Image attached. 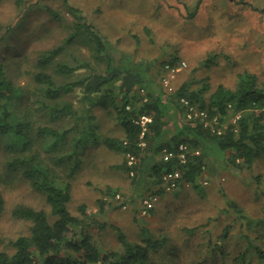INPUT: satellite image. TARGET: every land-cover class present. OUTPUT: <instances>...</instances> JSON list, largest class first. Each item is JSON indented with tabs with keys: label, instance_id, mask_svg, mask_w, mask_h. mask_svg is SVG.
Returning a JSON list of instances; mask_svg holds the SVG:
<instances>
[{
	"label": "trees",
	"instance_id": "1",
	"mask_svg": "<svg viewBox=\"0 0 264 264\" xmlns=\"http://www.w3.org/2000/svg\"><path fill=\"white\" fill-rule=\"evenodd\" d=\"M60 3L59 12L40 0H0V8L9 4L15 10L11 19H0V177L23 180L49 207L48 213L23 205L13 209L15 219L31 224L29 235L11 241L13 252H0V264H172L161 256L171 244L169 236L130 241L114 228L121 249L103 251L69 212L70 181L81 169L84 151L98 145L123 155L117 168L130 175L132 185L144 184L147 178L160 185L165 171L178 169L181 183L172 191L191 185L201 196L204 189L198 180L210 152L238 171L258 170L252 181L255 201H260L255 212L224 197L218 216L199 225L204 228L212 221L220 227L223 218L225 222L232 218L215 239L210 229L200 232L194 224L183 225L181 232L190 250L188 259L195 264H264V83L241 71L233 88L220 84L207 94L206 85L186 81L168 92L151 79L152 63L133 61L125 54L116 59L80 9L68 0ZM37 12L48 23L66 21L68 32L57 45L31 56L20 33L30 28ZM41 30L45 35L54 29ZM72 47L78 53L68 52ZM178 63L176 56L163 62V73L165 66L174 68ZM181 98L206 111L209 119L216 118L219 133L188 122ZM94 109L107 112L122 132L120 138L99 132ZM141 116L151 118L142 139L144 148L138 146L141 129L134 123ZM234 116L238 118L232 124ZM181 143L190 151L198 150L199 156L189 155L186 165L164 163L163 150ZM128 154L135 158L132 166L127 165ZM163 192L161 187L152 196ZM115 194L106 190L108 196ZM104 204L100 202L101 209ZM4 207L0 192V215ZM236 238L238 249L231 252L227 247ZM230 255L234 257L228 262Z\"/></svg>",
	"mask_w": 264,
	"mask_h": 264
},
{
	"label": "rangeland",
	"instance_id": "2",
	"mask_svg": "<svg viewBox=\"0 0 264 264\" xmlns=\"http://www.w3.org/2000/svg\"><path fill=\"white\" fill-rule=\"evenodd\" d=\"M54 1L40 0V3L51 4L60 12V0ZM68 2L80 9L86 22L109 43L108 49L114 50L116 59L120 54H125L133 61L152 63L150 77L157 84H160L163 76L168 75V72L163 73L162 63L173 56L180 63V66L178 63L174 67L171 81L174 88L186 81L206 85L207 94L220 84L233 88L236 74L241 71L255 74L264 83V0ZM14 15L12 5L6 4L0 8L1 20L11 19ZM30 22V28L23 30L20 37L25 41L26 53L31 56L39 50L57 45L68 32L66 21L48 23L46 16L40 12ZM41 27L54 30L42 35ZM30 39L34 42L29 45L26 42ZM75 48L68 49V52L78 53ZM84 57L91 60L89 55ZM181 63L185 66H181ZM106 113L100 109L92 111L99 123V132L104 136L120 138L122 132ZM123 159L122 154L102 145L87 148L81 169L70 181L71 198L67 208L82 222L94 245L103 251H120L114 230L117 228L130 241L140 242L148 236H169L171 244L161 256L170 259L172 264H195L188 259L190 250L186 249L183 241V225L199 227L208 219L216 218L219 208L225 204L224 197L238 202L251 212L259 207L260 201H255V186L252 184L258 170L252 173L238 171L210 152L204 158L205 170L198 180L204 189L203 196L191 185H184L175 191L156 194L157 202L153 209L143 213L142 201L162 185L148 182V178L144 184L132 185L130 175L117 168ZM107 189L116 191L115 196L106 195ZM0 192L5 200L4 211L0 215V252L11 254V241L19 236H28L31 225L15 219L13 209L23 205L48 213L49 207L42 195L19 178L0 177ZM101 201L105 202L102 209ZM189 219L194 223H190ZM228 222L231 223L232 218ZM228 222L223 218L220 227H216L217 223L215 225L211 221L209 226L199 227V231L210 229L215 239L222 225ZM237 238L229 242L227 249L231 252L238 249ZM233 257L230 255L228 262ZM253 264L256 262L253 261Z\"/></svg>",
	"mask_w": 264,
	"mask_h": 264
},
{
	"label": "built area",
	"instance_id": "3",
	"mask_svg": "<svg viewBox=\"0 0 264 264\" xmlns=\"http://www.w3.org/2000/svg\"><path fill=\"white\" fill-rule=\"evenodd\" d=\"M181 66H185L184 63H181ZM165 70H167L168 75L165 76L161 84L162 86L168 91L173 92V87L171 85V81L174 78L175 69L170 68L169 66H165ZM143 92V91H142ZM180 105L185 109L186 114L185 118L188 122L192 123V125H196V123H201L204 128L211 129L212 132L219 133V130L214 128V125L217 123L216 118L209 119L207 112L204 110L199 109L194 104L190 103L187 99L181 98L179 100ZM238 116H234L230 119V122L234 124L237 120ZM141 129L140 139L138 146L144 148L146 146V142L143 139L144 134L147 132V125L151 123V118L149 116H141L135 122ZM200 152L198 150L190 151L186 144H179L173 150H163L162 153V161L164 163H175V165H186L188 161L189 155L192 156H199ZM127 158V165L132 166L135 158L134 156L128 154ZM132 175V172L130 173ZM181 171L178 169H174L171 171H165L161 177V185L166 191H172L178 187L181 183ZM157 198L155 196H148L143 201V213L149 211L153 208Z\"/></svg>",
	"mask_w": 264,
	"mask_h": 264
}]
</instances>
